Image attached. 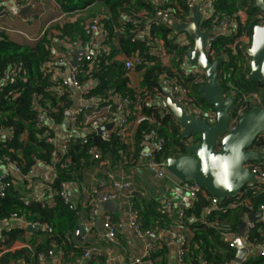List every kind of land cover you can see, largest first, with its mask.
Wrapping results in <instances>:
<instances>
[{
    "label": "trees",
    "instance_id": "trees-1",
    "mask_svg": "<svg viewBox=\"0 0 264 264\" xmlns=\"http://www.w3.org/2000/svg\"><path fill=\"white\" fill-rule=\"evenodd\" d=\"M54 1L64 14L82 12L95 4H100L99 13L91 15L89 20L102 17V25L110 33L107 41L110 51L108 55L101 56L91 69L87 70L85 66H80L79 82L84 84L83 81L88 80L89 84H94L90 95L98 98H108L111 94H116L119 99L138 102L139 112L144 114L147 120L134 127L133 150L125 154L127 156L122 160L119 152L126 153L129 145L112 132L109 140H103L99 134L87 136L86 143H81L78 138L73 142L74 138H71L70 149L62 153L56 144L48 143L46 139L55 136L54 127L65 120L64 112L71 105L70 91L57 93L51 88L49 46L55 35L61 39H79L81 43L88 41V22L76 17L55 23L33 46L15 43L1 33L0 78H5L15 67L18 70L15 76L8 77L0 90V127L11 129L13 132L10 137H0V166L8 169V164L13 163L20 168L25 177L34 166L43 163L41 165L50 166L54 171L55 178L50 187L58 190L63 182L84 183L87 173L98 164L91 154L92 151H99L102 159H107L111 164H120L115 165L120 166V169H130V165L136 166L137 158L141 155L140 144L152 130L165 141L163 150L156 156L158 160L184 154L189 139L193 138L194 141L199 139V136L182 137L179 126L175 125L174 117L158 105L157 100L167 91L164 83L176 81L188 88L189 98L196 107L204 111L211 108L199 96L198 89L192 81L180 73V64L189 49L188 46L180 43L178 32L164 20L153 18L161 12L170 19L187 21L191 16L190 8L187 6L188 0ZM212 8L213 17L210 22H202L200 28H211L213 22L218 23L223 17L229 18L240 9H244L246 19L240 24L238 35L244 33L249 37L252 27L262 19V14L254 6L253 0H215ZM51 30H54L55 34L49 33ZM141 30L147 31L151 41L157 40L161 43L169 56L167 62L152 53V46L147 45L146 38L142 41L136 38V34ZM232 41L227 37L218 36L214 41L212 55L214 58L227 57V61L220 69L224 73L230 71L231 76L225 80L220 75L221 84L225 90L232 88L236 92L238 106L247 111L251 101L264 103V86L247 79L249 66L247 64L245 67L242 66L245 55L241 49L232 54L230 45ZM118 52L127 58L138 55L139 61L135 62L134 71L140 72L139 86L129 85L123 60L116 58L115 54ZM252 96L258 97V100H252ZM34 102H37V108H34ZM145 103L149 105L146 106ZM39 109L45 110L46 121L52 122L51 128L47 122L42 126L37 125ZM252 147L254 150L264 152V134L257 137ZM54 151L57 153V161L52 157ZM8 174H5L6 195L0 197V220L15 215L16 218L30 223L48 225L52 232L47 230L35 232L34 234L40 237L36 241L27 238L26 231L22 228L4 231L0 240V264H38V256L51 249L54 244L60 245L66 262H72L74 257H79L81 254L79 246L85 244L75 241L74 231L86 216L83 214L82 206L72 200L71 206L67 205L57 195L53 197L54 204L51 207L33 200L24 204L19 200L24 195V191L20 189L23 181L16 180ZM258 187V190L249 193L241 204L223 213L212 212L205 216L206 203L202 192L184 208L187 225L184 233L188 241L182 259L186 264H230L233 261L236 249L227 237L238 233L245 215L256 212L260 205L264 206V183L258 184ZM131 204L138 211L139 223L143 229L154 227L170 229L172 224L180 220L162 215L159 212V202L151 196L144 198L134 196L131 198ZM247 235V244L250 246L264 243V224L257 222ZM97 241L99 244L103 243V239ZM151 258L154 259V264H169V250L162 240ZM86 264L107 262L103 256H93L87 259ZM241 264H264V256L260 257L253 253Z\"/></svg>",
    "mask_w": 264,
    "mask_h": 264
},
{
    "label": "built area",
    "instance_id": "built-area-1",
    "mask_svg": "<svg viewBox=\"0 0 264 264\" xmlns=\"http://www.w3.org/2000/svg\"><path fill=\"white\" fill-rule=\"evenodd\" d=\"M204 5L201 6L202 10V22H210L211 18L213 17L214 9L212 8V3L215 0H205ZM195 0H188L187 6L190 8V12L192 14V9ZM34 0H16L14 5L11 7H2L0 8V15L10 14L12 16H18L20 14L21 8L25 6L34 7L35 6ZM201 4V2H200ZM161 13V12H158ZM126 16H123V18ZM154 19V18H153ZM190 18L185 22H190ZM246 19V13L244 9H240L238 12L231 15V17H223L218 23L213 22L211 28H200L201 31H210L211 35L207 40L205 51L207 55H209L212 59L214 58L213 54V47L214 41L218 36L227 37L232 41L231 51L232 54H236L239 49H241L244 53V48L248 47L250 42V36L248 37L246 34H239V26L241 23H244ZM61 21V18L57 19ZM174 20V19H172ZM102 17H95L91 18L88 21V29L93 34V39L85 44V54L83 58V63H80V66L84 67L89 70L93 66H95L96 62L100 59L101 56L108 55L110 51V45L107 41L110 38V33L105 26L102 25ZM176 21V20H174ZM179 22V21H176ZM149 23V22H148ZM201 25V24H200ZM7 29L0 26V34H3V31ZM172 37L174 34L171 35ZM178 37L180 39V43L188 46V51L184 55L183 62L180 64V73L186 79H190L192 83L197 87V89L202 86L205 82V74L203 71L192 68L188 64L189 53L192 49L191 41L185 36L178 33ZM136 38L140 39L141 41L146 38L147 45L152 46V53L156 54L158 57L163 58L164 62H167L169 56L165 53L164 48L161 46L159 41L154 40L151 41L149 38V34L147 31L141 30L138 34H136ZM65 42L69 43L72 48L83 46L79 39L76 40H69L68 38H63ZM55 39H53L50 43L49 49L51 54L54 53V43ZM245 55V53H244ZM66 54L59 53L58 54V61H63ZM216 58V57H215ZM227 58V57H226ZM123 64L124 68L127 70V77L130 72L134 70L135 62L139 61L138 55H133L129 58H124ZM227 61V60H226ZM242 66L248 65V59L246 55L244 56ZM50 62V61H49ZM241 65V64H240ZM79 66V67H80ZM79 67H71L67 70L65 74H61L58 78L54 72L50 69V82L51 88L57 92L61 93L66 90L76 89L81 90L84 87V84L79 82ZM16 70L18 68H13L11 71L8 72L5 78H0V90L2 89L1 86L7 81L9 76H15ZM220 75L222 79L225 80L229 79L231 76L230 71H226L225 73L220 69ZM219 82L221 84V79L219 77ZM165 87L167 88L166 92H170L174 98V100L184 106L187 112L193 115L195 118L203 119L208 124L214 123V113L211 109L207 111L202 110L201 108L196 107L191 102L189 98V90L185 86L177 83L174 80L164 83ZM222 85V84H221ZM223 87V86H222ZM224 88V87H223ZM89 89V88H88ZM88 89H84L83 95L86 97L83 99V102L79 104L77 107L73 109H66L64 112L65 114H69V124L72 129H77L79 131H85V135L80 138L81 143L87 142V136L93 134H99L103 140L110 139V133H114L116 137L120 139L130 135L129 131L132 126H136L141 124L142 122L147 120V117L139 112L140 107L138 102H131L128 99L117 98L118 96L114 94L108 98H98L95 95H90V91ZM224 94L230 97L235 98V109L232 112V116L230 122L228 124L227 131H231L235 128L236 123L239 117L243 114V107L238 106V101L236 99V92L232 88L224 89ZM116 96V97H115ZM165 96V95H164ZM162 96V98H164ZM114 97L115 102H112L111 99ZM252 100H258V97L252 96ZM159 98L157 102L162 99ZM34 108H37V102L33 103ZM146 106L149 103H145ZM118 114L116 125L109 130H102L101 132H97V128L103 125L109 124L110 118ZM45 117V110L39 109L37 114V125L42 126L46 121ZM175 121V120H174ZM48 127H52V122L48 121ZM175 125H178L175 122ZM180 128V127H179ZM181 130V128H180ZM0 137L3 136H12L13 132L11 129L7 130L0 127ZM146 140L140 144V152L141 157H143L145 161L146 168L151 173L153 178L156 181L162 182H170L169 186V193L160 200L159 204V212L166 217L173 218L174 220L180 219L176 221V223L172 224L170 229L168 228H159L154 227L151 229H143L139 223V215L138 211L132 206L131 198L134 196H138L140 198H144L148 196V192L146 189L138 186L133 179L125 176L123 174H119L118 172L108 169L109 165L111 164L107 159H102L101 153L99 151H92V156L98 161L100 168L108 169L107 173L105 174V178L102 180H96L95 184L88 190V197L86 200L82 202V208H89L91 218H98L101 224L102 229V237L103 243L99 244L97 242H86L82 241L85 245L79 246L81 250V254L79 257H74L72 262H66V256L64 255L63 251L60 249V245H53V247L47 250L45 253H41L38 256V264H47L49 261L52 262V259H56L58 264H86L87 259L95 256H103L106 259L107 264L110 263V260L113 262L115 261L112 251V245L116 244L117 242V234L122 227H127L132 234L134 235L135 239L138 241L145 242L144 250L141 254L135 256L129 264H154V259L151 258L152 253L156 250L162 240V237L166 234H171L175 237L176 240V260L177 264H185L182 259L183 252L187 245L188 238L185 235V231L187 229L186 221V214L184 212V208L189 206L192 201L196 200L198 194L200 192L203 193V200L206 203V208L204 211V215L207 216L212 212H220L223 213L228 209H233L239 204H241L246 196L249 193H253L258 190V184L264 183V161L260 162H252L249 163L247 166L250 172L257 178V184L249 183L247 184L242 190H240L237 194L228 198L224 201H219L217 198L205 193L202 191L195 183H182L175 179L169 172L165 169L164 161L165 160H158L156 157L157 154L163 150L165 146V141L162 137H160L156 131H150L146 136ZM257 139V138H256ZM70 139H61L58 140L57 136H50L47 137L46 142L54 143L58 146L59 150L62 153L68 152L70 149L71 142ZM76 141V138L73 139V142ZM192 143V139H189L187 146ZM133 150V145H129L126 153H120V160L125 158L129 152ZM146 150V153L144 151ZM56 152H52V157L55 161H57ZM43 164V163H41ZM10 169H13L21 179L24 178L22 175L20 168L13 164H8ZM6 181L5 175L0 176V197H5L6 195ZM69 183L63 182L60 184V188L58 190L49 187L48 193L46 195H41L36 197L33 201L39 202L42 205L47 207H51L54 204V196L57 195L62 199V201L71 206V198L68 194V187ZM24 204H28L31 200L28 198L21 196L19 198ZM116 201L122 211L121 219L114 220L110 213H103L100 217L97 213V209L100 205L106 202ZM260 211L262 216L255 222H248L245 227V231L243 236L241 237L243 246L249 250L257 254V256L263 257L264 256V243H259L256 245H248L247 244V233L254 228L257 222H261L264 224V206L260 205L256 212ZM254 212V213H256ZM250 213V214H254ZM245 215L247 217L248 215ZM204 216V217H205ZM244 217V218H245ZM15 215H11L8 219H3L4 222H10L12 219H15ZM43 230H47L48 232H52V228L48 225L42 226ZM90 229V227H89ZM9 230V229H8ZM84 231L86 232V226L84 225ZM75 235V234H74ZM237 235V234H236ZM236 235L232 236L235 237ZM232 242V241H231ZM234 246L233 242L231 243ZM65 258V259H64ZM248 258V254L243 258L242 262H244ZM117 264H124L121 261L117 262Z\"/></svg>",
    "mask_w": 264,
    "mask_h": 264
},
{
    "label": "water",
    "instance_id": "water-1",
    "mask_svg": "<svg viewBox=\"0 0 264 264\" xmlns=\"http://www.w3.org/2000/svg\"><path fill=\"white\" fill-rule=\"evenodd\" d=\"M254 6L264 13V0H253ZM202 10L200 0H195L190 22H176L166 14L157 13L153 20H164L175 32L185 35L192 43L188 64L205 74V82L198 88L199 96L205 100L214 113V123L208 124L205 120L195 118L189 114L184 106L177 103L170 92H166L164 98L158 101V105L169 112L175 122L181 128V136L189 138L199 136V139L186 147V152L179 156H169L164 161L165 169L175 179L182 183H195L202 191L224 201L242 190L247 184L259 183L250 172L248 164L264 161V152L254 150L252 147L256 138L264 133V107L254 106L247 113L240 116L233 130L227 131L232 112L235 109V98L224 94V88L219 82L221 65L226 62V57L211 58L205 51L210 31H201L200 24ZM72 67L80 66V58L84 50L75 51ZM248 59L249 72L247 79L257 81L264 86V23L252 27L250 42L244 48ZM69 116V114H65ZM114 122L97 128V132L109 130ZM243 143V159L239 166L232 164L234 149L240 142ZM146 153V150L144 151ZM229 166V181L231 188H224L215 184V178L221 171V165ZM116 201L103 203L101 208L109 211H117ZM262 216L260 211L250 214L242 220L238 233L232 238L236 249L233 261L230 264H241L243 258L250 252L242 243L246 224L255 222ZM10 227L21 226L28 232L40 231L39 224H27L19 221L8 222ZM7 227L0 222V227ZM99 221L95 226L98 228ZM84 233V226L77 228L76 236ZM169 264H177L176 257L172 253Z\"/></svg>",
    "mask_w": 264,
    "mask_h": 264
},
{
    "label": "crops",
    "instance_id": "crops-1",
    "mask_svg": "<svg viewBox=\"0 0 264 264\" xmlns=\"http://www.w3.org/2000/svg\"><path fill=\"white\" fill-rule=\"evenodd\" d=\"M16 0H0V8L2 7H11L14 5ZM35 6H25L24 8H21L20 14L18 16H12L10 14H4L0 15V26L7 29L3 31V34H5L10 40H12L15 43L27 45V46H33L39 39H41L43 36H45L48 29L53 26L55 23H62L63 21L74 19L78 17L82 12H75L72 14H64L60 11V8L58 4L54 0H34ZM201 6L204 5L205 0H200ZM85 11V10H84ZM164 14V13H162ZM61 18V21H58L57 19ZM90 17H87L86 22L89 21ZM51 34H55L54 30L49 31ZM89 33V39L88 41L82 43L83 46H78L75 48H72L71 45L64 41V39L57 38L56 35L52 38L55 39L54 43V53L51 54L50 58V69L54 74L59 78L61 74H65L68 69L72 67L71 63L74 61L75 58V51L84 50L85 52V44H87L89 41L93 39V34L88 30ZM51 40V41H52ZM115 43V42H114ZM65 53L66 56L64 60L58 61V54L59 53ZM116 58L118 59H124L127 58L124 55H122L120 52L116 53ZM84 58V53L82 54L80 58V63L82 64ZM128 81L129 85L131 87H137L139 86L140 82V72L138 71H132L128 74ZM84 87L81 90L76 89H70V102L71 105L69 109H73L74 107H77L79 104L83 102V99L85 95L84 89H88L89 91L92 89V86L94 84H89V81H83ZM113 96V94H111ZM116 97V96H115ZM112 102H115L114 97H112ZM118 114H115L110 118V122H114V126L116 125V122L118 120L117 118ZM113 126V127H114ZM112 127V128H113ZM134 127L132 126L130 129V135H127L123 138L126 145L133 144V131ZM55 128V134L57 136L58 140L61 139H71V138H78L80 139L83 135H85V131H79L77 129H72L69 124L68 116L65 115V120L62 122V124L54 127ZM110 128V129H112ZM120 165V164H115ZM114 164H110L108 169H112L119 174H123L125 176H128L129 178L133 179V181L140 187L144 188L148 192V196L153 197L156 201L160 202V200L163 198V196L167 195L169 193V186L170 182H159L156 181L151 173L148 171L145 165V161L143 157L138 156L136 166L130 165V169H120V166H115ZM108 169H102L99 167V165H96L87 173V178L84 181V183H77L72 182L68 187V194L73 202L79 203L80 206H82V202L86 200L88 197V190L91 189V187L95 184L96 180H102L105 178V174L107 173ZM125 171H129L125 172ZM6 173H9L12 178L16 180H22L23 185H20V189L23 190V196L28 198L29 200H34L36 197H39L41 195H46L48 193L50 183L54 180L55 174L54 171L51 169L50 166L47 165H36L34 166L30 172L21 179L19 175L13 170V169H6L4 166H0V176L5 175ZM25 180V181H24ZM119 205V204H118ZM102 205H100L97 209V213L99 217L103 213H110L112 215V218L114 220L121 219L122 211L121 207L119 205L117 211H109L101 208ZM83 214L86 215L85 218L77 225L75 228L74 234H75V241L79 242H95L99 239H101L102 235V229L101 224L98 218H91L90 215V209L89 208H83ZM96 220L99 221L98 228H96L95 223ZM12 221H19L22 223L27 224H34L30 223L24 219L21 218H15L12 219ZM1 223H5L7 227H3V225L0 227V240H2V234L4 231H8V229L11 228H22L19 226H13L10 227L8 222H4L0 220ZM81 225L86 226V232L82 235H80V239L76 236L77 228ZM90 227V229H89ZM26 231L27 238L30 239H40L38 235H35V232H28L25 228H22ZM43 230V229H42ZM40 230V231H42ZM233 237L228 236L227 240L231 241ZM163 243L167 246L169 250V261L172 257V253H174L176 257V240L175 237L171 234H166L162 237ZM76 242V243H77ZM145 242L138 241L135 239L132 232L127 227H122L118 234H117V242L116 244L112 245V251L115 261L113 262L110 260L109 264H117V262L121 261V263L129 264L132 259L141 254L144 250ZM253 250L248 253V256L253 254ZM70 257V255H69ZM57 260L54 258L52 259V262H48L47 264H58L56 262ZM21 264V263H18ZM186 264V263H185Z\"/></svg>",
    "mask_w": 264,
    "mask_h": 264
},
{
    "label": "clouds",
    "instance_id": "clouds-1",
    "mask_svg": "<svg viewBox=\"0 0 264 264\" xmlns=\"http://www.w3.org/2000/svg\"><path fill=\"white\" fill-rule=\"evenodd\" d=\"M243 141L240 142L237 147L234 149V158L232 161V164L234 166H239L240 161L244 158L243 157V152H242V148H243ZM229 166L227 164H222L221 165V171L220 173L216 176L215 178V184L216 185H222L224 188H231V184L229 181Z\"/></svg>",
    "mask_w": 264,
    "mask_h": 264
},
{
    "label": "rangeland",
    "instance_id": "rangeland-1",
    "mask_svg": "<svg viewBox=\"0 0 264 264\" xmlns=\"http://www.w3.org/2000/svg\"><path fill=\"white\" fill-rule=\"evenodd\" d=\"M100 8H101L100 4H95V5L87 8V10L83 11L78 17L83 19V20H86L87 17H91V15L99 13Z\"/></svg>",
    "mask_w": 264,
    "mask_h": 264
},
{
    "label": "flooded vegetation",
    "instance_id": "flooded-vegetation-1",
    "mask_svg": "<svg viewBox=\"0 0 264 264\" xmlns=\"http://www.w3.org/2000/svg\"><path fill=\"white\" fill-rule=\"evenodd\" d=\"M261 14H262V16H261V20L258 22V24H262V23H264V13H262V12H260ZM219 77H220V74H219ZM251 102H253V101H251ZM251 102H249L250 103V108H249V110L252 108V107H254V106H262V107H264V103L262 104V103H259V102H255V103H251ZM249 110H247V111H243V114H245V113H247ZM242 114V115H243ZM241 115V116H242ZM240 118V117H239ZM262 134H264V133H262ZM261 135V134H260ZM259 135V136H260ZM193 139V138H192ZM197 140V139H196ZM196 140H194V141H196ZM194 141H192V142H194Z\"/></svg>",
    "mask_w": 264,
    "mask_h": 264
}]
</instances>
